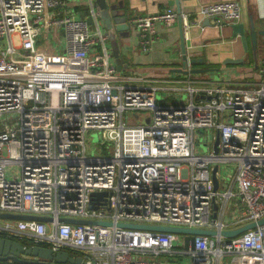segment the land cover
<instances>
[{
    "label": "built area",
    "instance_id": "1",
    "mask_svg": "<svg viewBox=\"0 0 264 264\" xmlns=\"http://www.w3.org/2000/svg\"><path fill=\"white\" fill-rule=\"evenodd\" d=\"M83 2L86 15L78 17L68 0H0V116L16 114L14 127L0 120V213L50 217L1 223L0 235L25 237L53 252L77 251L81 264H161L154 257L164 253L189 255V264H221L230 254L235 264H264V224L233 237L219 234L264 217V58L254 86L188 77L181 88L186 100L161 103L155 98L160 81L117 75L106 36L86 21L95 18L93 1ZM259 6L264 16V0ZM199 12L225 24L241 19L237 0L206 4ZM177 16L166 7L132 17L139 48L149 51L156 24L169 25ZM58 28L64 51L42 47L41 36ZM125 110H148L151 120L127 124ZM198 127L213 131L203 154L193 149ZM87 131L99 134L101 147L92 154ZM223 162L234 164L232 174H221ZM233 198L235 213L224 220ZM119 223L216 234H192L185 246L182 233L177 251L175 232Z\"/></svg>",
    "mask_w": 264,
    "mask_h": 264
},
{
    "label": "crops",
    "instance_id": "2",
    "mask_svg": "<svg viewBox=\"0 0 264 264\" xmlns=\"http://www.w3.org/2000/svg\"><path fill=\"white\" fill-rule=\"evenodd\" d=\"M92 1L96 13L95 18L90 16L93 24L89 27L94 30L98 28L104 35L105 30L112 33L110 41L117 56L114 57L113 55L111 63L115 66L117 75L120 77L141 76L142 83H146L147 80L160 81L162 89L157 92L161 93L162 98L160 97L159 100L161 103L183 101L176 91L183 88L185 84L183 80L188 77L200 81L205 80L206 83L213 81L242 82L250 86H254L259 80V78L253 79L248 71L252 70L251 64L258 56L262 55L264 58V35L262 33L257 34L255 46H252L247 38V48L244 50L239 37L231 35L228 24L223 23L217 17H206L199 12L203 5L223 0L178 1L180 12L185 14V17L181 16L182 27L184 22H192L187 24V27H183L186 55L195 59L189 63V67L215 69L209 72L191 74H183L174 70L180 67L181 62L177 18L169 25L156 24L152 46L147 52L139 48L137 31L130 21L135 15L155 14L166 7L176 11L175 0H105L110 23L103 21L100 15L101 9L94 0ZM237 1L240 4V21L244 23V26L249 20L247 19L248 15L253 20V15L256 18L264 17L260 13L259 0H245L243 3L240 0ZM68 4L75 11L76 16L83 17L86 15L87 9H85L83 0H68ZM80 7L86 12L80 11L78 9ZM88 17L87 15L86 18ZM205 18H209L211 24L202 25ZM255 29L264 30L262 26L255 27ZM53 30L57 32V29ZM105 36L108 40V35ZM111 43L109 42V44ZM227 59L233 61H226ZM257 63H259L258 59ZM258 76L260 77L259 73ZM171 79L174 81H169ZM161 80L164 81L161 82ZM230 202L234 204L233 209H235V198Z\"/></svg>",
    "mask_w": 264,
    "mask_h": 264
},
{
    "label": "water",
    "instance_id": "3",
    "mask_svg": "<svg viewBox=\"0 0 264 264\" xmlns=\"http://www.w3.org/2000/svg\"><path fill=\"white\" fill-rule=\"evenodd\" d=\"M97 6L101 9V17L105 23L109 22V15L107 11V6L105 0H94ZM179 0H175L176 2V12L177 16V24H178V35H179V48H180V67L174 69L176 71L182 72L183 74H191V73H201V72H209L215 70L214 68H190L189 63L195 61L194 58H189L185 52L184 46V29L182 27V17L180 15L181 9L178 4ZM209 25V18H205L202 25ZM248 28L246 30L244 23L242 21L229 23L228 26L231 29L232 36H238L240 42L246 50L247 46V38L249 39L252 46L256 44V36L259 33L264 35V30H257L254 28L252 23V19L248 20ZM114 57H116V53L113 51ZM226 61H233L232 59H227ZM217 146V136H215L212 142V150L216 152ZM217 169V165L212 166V185L215 189L217 187V178L215 175V171ZM104 192H94L91 195L101 196ZM215 208V205H213ZM0 217L11 218V219H27V220H37L43 222H49L50 217L45 215H36V214H16V213H0ZM58 221L71 222V223H80L83 220H76L71 218H58ZM102 224H108L107 222H101ZM264 224V217L258 219L256 222H248L234 229H226L221 230L219 234L225 237H233L249 228H252L256 225ZM119 226L123 227H132V228H143L149 230H160V231H172V232H180L185 233L184 235V244L187 246V242L192 239V234H206V235H214L216 232L211 229H200V228H182V227H174V226H165V225H147V224H133V223H119ZM7 259L17 261L21 264H81L80 256H72L69 252L63 251H55L53 252L51 248L47 246H42L38 244H32L29 246H23L18 240L11 239L8 237H4L0 235V261H5Z\"/></svg>",
    "mask_w": 264,
    "mask_h": 264
},
{
    "label": "rangeland",
    "instance_id": "4",
    "mask_svg": "<svg viewBox=\"0 0 264 264\" xmlns=\"http://www.w3.org/2000/svg\"><path fill=\"white\" fill-rule=\"evenodd\" d=\"M245 0H240L241 3H243ZM254 20L252 19V23L255 27L262 26L264 28V17L262 18H256L254 15ZM250 16L248 15L249 19ZM87 19L88 25H92V18L89 16ZM248 23V20H247ZM245 23V28L247 30L248 25ZM105 35H108V40L105 39V46L110 54L109 61H113V47L110 39H112V33H110L108 30L104 31ZM63 39H64V32L63 30L57 29V34H53L51 32H46L44 35L41 36L39 39V42H41V46L43 47L45 44L50 46V49H53V52H63L64 46H63ZM14 41L16 42L17 39L14 38ZM109 42L111 44H109ZM258 55V54H257ZM263 56L261 55L260 57L258 56L255 61L251 64L252 70L248 71V74L252 76L253 79H258V73H259V68L260 65L257 63V59L260 60ZM260 58V59H259ZM239 77V76H237ZM184 79V78H182ZM179 84H182V82H179ZM226 85L232 86V87H248L250 85H246L241 83H232L229 82ZM178 95L181 97L182 100L187 99V92L183 89H178L176 91ZM160 94L161 93H156L155 98L156 100L160 99ZM16 117L15 113L12 114H2L0 116L1 121H5L10 126L14 127L15 122L14 118ZM123 118L125 120V123L127 124H145L148 121L151 120V113L148 110H125L123 113ZM211 128L207 127H198L193 131V149L196 153L198 154H203L205 153L208 149L209 146L211 145V136L209 133H212ZM85 147L86 151L89 154L95 153L99 150L101 147V144L99 143V134L96 131H87L85 134ZM16 166L14 165L13 168ZM10 169V168H9ZM220 171L221 174L227 175V174H232L234 170V164L232 162H223L220 164ZM8 177V175L6 174ZM229 179H227L226 184L228 183ZM226 184H221L222 187L226 186ZM234 204L232 202L229 203V206L226 207L225 213H224V220H228L231 215L235 213L233 210ZM15 219L11 218H5V217H0V224L4 222L8 223H14L15 224ZM177 234V238L173 241V249L175 250H180L182 247V233L180 232H175ZM157 261H159L161 264H189L190 257L189 255L182 254V253H176V254H159L154 257ZM235 256L230 254V255H223L221 258V264H235Z\"/></svg>",
    "mask_w": 264,
    "mask_h": 264
},
{
    "label": "trees",
    "instance_id": "5",
    "mask_svg": "<svg viewBox=\"0 0 264 264\" xmlns=\"http://www.w3.org/2000/svg\"><path fill=\"white\" fill-rule=\"evenodd\" d=\"M81 8V7H80ZM80 8H78L80 11L82 10V12L84 11V13L86 12L85 10H83L82 8L80 9ZM86 9V8H85ZM11 239H16V240H18L23 246H29V245H32V242H31V240L30 239H27V238H16V237H14V238H11ZM43 245H45V244H43ZM42 245V246H43ZM68 252H69V254L70 255H72V256H77L78 255V252L77 251H72V250H68ZM11 262L12 263H14V264H21V263H19V262H17V261H14V260H11Z\"/></svg>",
    "mask_w": 264,
    "mask_h": 264
}]
</instances>
